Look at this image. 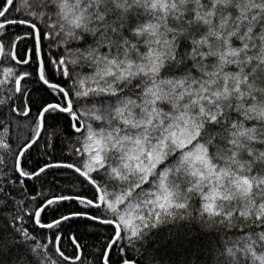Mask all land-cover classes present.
Instances as JSON below:
<instances>
[{
  "label": "snow or ice",
  "instance_id": "snow-or-ice-1",
  "mask_svg": "<svg viewBox=\"0 0 264 264\" xmlns=\"http://www.w3.org/2000/svg\"><path fill=\"white\" fill-rule=\"evenodd\" d=\"M193 221L192 264H264V0H0V264H164Z\"/></svg>",
  "mask_w": 264,
  "mask_h": 264
},
{
  "label": "trees",
  "instance_id": "trees-1",
  "mask_svg": "<svg viewBox=\"0 0 264 264\" xmlns=\"http://www.w3.org/2000/svg\"><path fill=\"white\" fill-rule=\"evenodd\" d=\"M17 3L18 5H20L21 3V0H17ZM24 3H27V0H24ZM45 54L47 55L48 54V48H47V45L45 46ZM27 134V130L21 128L19 130V135L20 136H25ZM63 143V142H61ZM43 144H44V140L43 138L41 139L40 141V144L37 146L39 148H41V153L40 155L41 156H46V155H49L51 154L52 152V149H49V152L48 153H44L43 152ZM56 154L58 156H67L69 155L66 151H64L63 148L60 147V145L58 144L56 149ZM36 156V151L33 150L32 152V157ZM32 157H29V159L31 160ZM57 175H75L74 173L70 172V171H67V170H62L61 172L57 173ZM34 183H36L37 185V188H39V181H35ZM64 184L66 186H70L69 185V182L65 181ZM78 187V185H77ZM85 187H87V185H85ZM34 227H37L39 228V226H34ZM167 229H165L166 231ZM190 231H191V236H190V239H192L193 241V244L190 248H176L174 251L173 250H170L168 248H162L161 249V254L160 256L157 258L158 260L159 259H162L164 264H169V262H171V264H192V262L196 259V245L203 240V237L201 236V233L203 231H205L204 229L201 228L200 224L198 221H193L191 223V226H190ZM69 232H71V227H69ZM45 234H47V230H45ZM83 239L85 241H88V240H94L95 237H83ZM69 240V237H68V234H65L64 236V239L62 241V243L64 244V246L67 248L68 252L71 253L72 251V245L70 242H68Z\"/></svg>",
  "mask_w": 264,
  "mask_h": 264
}]
</instances>
